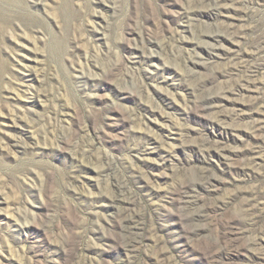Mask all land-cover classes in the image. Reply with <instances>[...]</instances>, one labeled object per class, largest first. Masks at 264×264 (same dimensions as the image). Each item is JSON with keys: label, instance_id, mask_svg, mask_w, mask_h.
<instances>
[{"label": "rangeland", "instance_id": "rangeland-1", "mask_svg": "<svg viewBox=\"0 0 264 264\" xmlns=\"http://www.w3.org/2000/svg\"><path fill=\"white\" fill-rule=\"evenodd\" d=\"M0 264H264V0H0Z\"/></svg>", "mask_w": 264, "mask_h": 264}]
</instances>
